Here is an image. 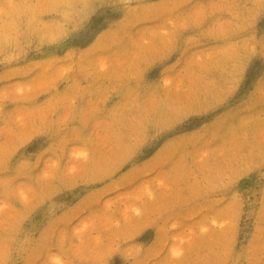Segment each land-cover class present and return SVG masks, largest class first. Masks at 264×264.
<instances>
[{
  "label": "rangeland",
  "instance_id": "obj_1",
  "mask_svg": "<svg viewBox=\"0 0 264 264\" xmlns=\"http://www.w3.org/2000/svg\"><path fill=\"white\" fill-rule=\"evenodd\" d=\"M0 264H264V0H0Z\"/></svg>",
  "mask_w": 264,
  "mask_h": 264
}]
</instances>
